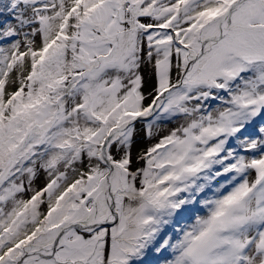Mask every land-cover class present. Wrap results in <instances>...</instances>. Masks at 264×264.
Wrapping results in <instances>:
<instances>
[{
  "label": "snow or ice",
  "instance_id": "6c2138e0",
  "mask_svg": "<svg viewBox=\"0 0 264 264\" xmlns=\"http://www.w3.org/2000/svg\"><path fill=\"white\" fill-rule=\"evenodd\" d=\"M0 264H264V0H0Z\"/></svg>",
  "mask_w": 264,
  "mask_h": 264
},
{
  "label": "rangeland",
  "instance_id": "374dc122",
  "mask_svg": "<svg viewBox=\"0 0 264 264\" xmlns=\"http://www.w3.org/2000/svg\"><path fill=\"white\" fill-rule=\"evenodd\" d=\"M144 146H147V144L145 143ZM41 184H42V181H38V182H37V186H38V187H39Z\"/></svg>",
  "mask_w": 264,
  "mask_h": 264
}]
</instances>
